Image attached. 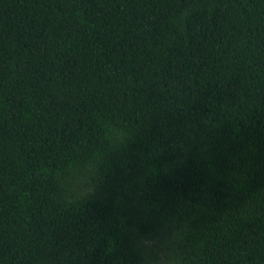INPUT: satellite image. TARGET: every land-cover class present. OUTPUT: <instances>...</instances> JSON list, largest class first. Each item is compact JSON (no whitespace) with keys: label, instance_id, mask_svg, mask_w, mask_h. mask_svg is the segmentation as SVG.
I'll use <instances>...</instances> for the list:
<instances>
[{"label":"trees","instance_id":"trees-1","mask_svg":"<svg viewBox=\"0 0 264 264\" xmlns=\"http://www.w3.org/2000/svg\"><path fill=\"white\" fill-rule=\"evenodd\" d=\"M139 241L264 264V0H0V264Z\"/></svg>","mask_w":264,"mask_h":264},{"label":"clouds","instance_id":"clouds-1","mask_svg":"<svg viewBox=\"0 0 264 264\" xmlns=\"http://www.w3.org/2000/svg\"><path fill=\"white\" fill-rule=\"evenodd\" d=\"M180 231H173L171 233V236L169 238V240L175 239ZM145 241H139L137 242V248L141 251V254L144 258V264H148L149 261H154L156 256L159 254L160 252V242L157 241L156 242V247L153 248V244L151 247H146L145 246ZM153 253H155V256L153 255Z\"/></svg>","mask_w":264,"mask_h":264}]
</instances>
